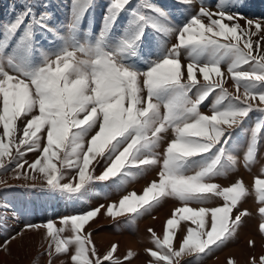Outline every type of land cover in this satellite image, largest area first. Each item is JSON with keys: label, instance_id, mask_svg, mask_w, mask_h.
<instances>
[{"label": "snow or ice", "instance_id": "6c2138e0", "mask_svg": "<svg viewBox=\"0 0 264 264\" xmlns=\"http://www.w3.org/2000/svg\"><path fill=\"white\" fill-rule=\"evenodd\" d=\"M91 3L71 0L70 39L51 25L49 5L42 0H22L18 10L13 6V17L0 25V170L35 180V174L28 175L31 169L42 174V190L75 200L83 199L93 182L122 181L134 175L133 169L159 165L158 181L150 182L140 195L133 192L118 204L110 203L106 215H128L131 222L163 199L176 198L183 206L167 219L162 238L148 229L155 245L145 250L154 258L149 264H181L185 257L210 254L233 239L250 215L238 208L249 194L242 180L227 187L209 181L237 164L231 137L254 112L259 116L250 129L244 160L246 165L255 162L264 135V18L245 15L240 10L244 0H216L215 11L200 0L201 6L176 24L174 13L157 0H109L99 34L93 42L81 43L75 34ZM194 3L176 0L183 8ZM125 14L120 34L113 37ZM150 32L155 35L149 37ZM172 33L177 43L162 49L159 58L148 61L141 71L137 62L151 54H145L143 46L150 48L156 36ZM45 34L62 41L51 54L39 45L38 37L46 39ZM181 49L188 50L187 65L181 62ZM37 53L40 63H34ZM225 62L235 92L224 86ZM214 93L211 114H205L200 106ZM169 128L175 137L161 155L155 149ZM33 151L40 154L29 163L24 157ZM102 161L105 167L96 175ZM193 164H199V170L187 174ZM69 169H76L75 182H62ZM254 188L264 221V179L257 177ZM212 197H222L223 204L188 206ZM103 208L101 204L62 217L64 227L52 221L43 224L51 238L49 248L54 246V253L47 252L48 264L54 254L68 255L71 264H126L135 257L131 250L123 258L116 255V244L101 254L91 232H85ZM180 221L194 227L187 228L175 247ZM69 226L72 235L62 236ZM259 230L264 233V222ZM16 236L5 240L3 247ZM228 264L234 261L229 258Z\"/></svg>", "mask_w": 264, "mask_h": 264}, {"label": "rangeland", "instance_id": "374dc122", "mask_svg": "<svg viewBox=\"0 0 264 264\" xmlns=\"http://www.w3.org/2000/svg\"><path fill=\"white\" fill-rule=\"evenodd\" d=\"M21 2L22 0H0V25L13 17V6H16L18 10ZM42 2L49 5L47 10L51 14V25L59 29L60 35L65 39H70L73 35L68 30V25L72 22L71 0H42ZM157 2L174 13L173 19L176 24L182 22L201 6L200 0H195L191 8L178 7L176 0H157ZM203 3L206 7L211 6L212 11L216 10V0H203ZM108 5L109 0H92L91 6L83 17L81 27L75 34L81 43L86 40L93 42V38L99 34ZM240 10L249 18H264V0H244ZM126 19V14L121 16L117 28L112 33L113 37L120 34L121 26ZM240 24L243 25L244 21L241 20ZM37 31L39 30L37 29ZM45 35L46 39L38 37L40 48L44 52L51 54L62 46V41L59 39L53 40L51 35ZM147 35L151 37L155 34L150 32ZM175 43L177 40L174 33L156 36L150 48L147 45L143 46L144 53L150 52L151 54L137 62V67L141 71L146 70L148 61L159 58L162 49L171 48ZM41 59L42 57L37 53L34 63H40ZM180 59L184 65L189 63L188 50L181 49ZM221 67L224 72V86L230 92H235V83L227 72L228 64L225 62ZM246 69L247 66H245ZM242 91L243 89H241ZM191 95L194 99L195 90ZM215 96V93L210 95L200 106V111L211 114V105L215 101ZM258 116V113H252L242 128L233 131L230 147L232 154L237 158L235 167L226 169L222 174L212 177L209 181L221 187H227L237 180H242L249 189V194L241 201L238 208L241 211L247 209L250 215L244 217L243 224L235 237L224 246L215 248L210 254L201 257H185L181 260V264H228L229 258L234 261V264H253V258H255V264H260V257L264 256V233L259 230V224L264 221L258 214V208L262 205L256 200L254 181L257 177L264 179V173L261 171L264 167V135L260 139L255 162L246 165L244 160L250 129L254 126ZM20 127L22 129V125ZM94 131L89 136L94 134ZM174 137L175 133L169 128L167 133L163 134V140L155 151L162 155L167 143ZM39 154L38 151H33L27 153L24 159L31 163ZM104 167L105 163L102 161L96 167L95 174L99 175ZM25 169H27V165H25ZM197 170H199V164H193L187 174H194ZM27 171L29 176L35 174L36 179H17L11 169L0 170V182H2L0 183V264H48L50 257L47 252L53 251L54 253V246L49 248L51 238L47 236V230L43 224L52 221L56 227H64L60 223V218L94 209L101 204L105 205V208L101 209L98 216L85 226V232H91V238L99 253H105L113 244H116L118 246L116 255L121 258L129 250L136 253L135 257L126 264H149V261H154V258L150 257L145 250L155 249V245L148 229H152L157 236L162 238L167 219L171 217L175 208L183 206V202L169 197L131 222L128 215L117 218L106 215V207L110 203L118 204L123 196L133 192L140 195L150 182L158 181L159 165L146 167L139 172L133 169L134 175L126 177L122 181L93 182L88 194L83 199L75 200L42 190L45 185L42 174L33 173L31 169H27ZM75 175L76 169L65 170L62 182H75L73 180ZM33 184L36 185L35 188L31 187ZM222 204V197H212L204 202H189L188 206L213 208ZM27 224L40 225V227L25 229ZM188 227H194V225L190 221L179 222L178 234L174 239L175 247L179 246ZM22 230H24L23 234L16 236ZM61 235L71 236L70 226ZM12 236H16V239L11 240L5 249L4 241ZM250 240L254 241L251 246L248 243ZM51 259L52 264H71L70 257L65 254H54Z\"/></svg>", "mask_w": 264, "mask_h": 264}]
</instances>
